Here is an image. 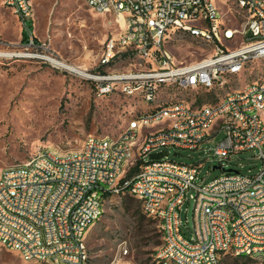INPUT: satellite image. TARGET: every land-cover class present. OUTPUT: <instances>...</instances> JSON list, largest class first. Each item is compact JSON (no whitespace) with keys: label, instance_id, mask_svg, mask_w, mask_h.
I'll list each match as a JSON object with an SVG mask.
<instances>
[{"label":"built area","instance_id":"1","mask_svg":"<svg viewBox=\"0 0 264 264\" xmlns=\"http://www.w3.org/2000/svg\"><path fill=\"white\" fill-rule=\"evenodd\" d=\"M1 1L22 22L34 18L35 0ZM85 3L119 28L105 44L101 71H80L46 53L32 37L24 52L13 56L80 77L99 98H140L141 108L148 107L128 120L117 139L89 135L77 150H46L2 170L0 248L17 253L24 264H91L89 230L103 217L106 199L128 193L160 224L162 244L154 264H226L227 255L264 264V77L225 91L249 64L264 62V0ZM176 32L212 52L176 63L165 46ZM128 60L135 64L124 69ZM175 89L226 95L197 106L162 98ZM219 136L215 147L203 148ZM170 149L204 151L221 163L251 151L262 165L254 174L222 167L223 176L201 183L203 164L173 161ZM139 162L140 172L121 187ZM191 204L190 229L183 214Z\"/></svg>","mask_w":264,"mask_h":264},{"label":"rangeland","instance_id":"2","mask_svg":"<svg viewBox=\"0 0 264 264\" xmlns=\"http://www.w3.org/2000/svg\"><path fill=\"white\" fill-rule=\"evenodd\" d=\"M224 14L231 18L228 8ZM118 30L113 18L93 13L85 0H35L29 37L43 44L46 53L68 64L101 71L99 62L105 44L117 35ZM24 31V22L0 0V54L12 55L0 56V173L15 164L30 161L46 150H77L89 135L117 139L128 120L148 107L143 103L144 109L141 108L140 98L118 94L99 98L91 84L80 77L55 69L41 60L16 58L14 53L24 52ZM165 46L178 64L201 59L212 52L209 45L179 32L174 33ZM133 64L128 60L123 67L130 69ZM263 77L264 62L251 63L239 79L228 83L225 91H230L229 86L232 90L241 89ZM174 93L162 94V98L197 106L199 99L214 103L226 95L176 89ZM221 139L219 136L203 148H213ZM253 156L251 151L244 152L221 163L204 151H168V157L173 161L187 165L202 163L201 183L211 182L228 170L258 172L262 164ZM220 166L225 171L213 170ZM186 214L191 229L192 204L183 214L184 218ZM158 228V222L144 213L137 198L126 199V194L109 197L105 201L103 217L87 235L91 264H154V256L161 246L158 243L162 240ZM234 258L230 255L226 264H234ZM0 264L24 263L17 253L0 248ZM236 264L260 263L240 259Z\"/></svg>","mask_w":264,"mask_h":264},{"label":"trees","instance_id":"3","mask_svg":"<svg viewBox=\"0 0 264 264\" xmlns=\"http://www.w3.org/2000/svg\"><path fill=\"white\" fill-rule=\"evenodd\" d=\"M24 25L26 26V31L23 32V42L26 43L28 42V39H29V34H31V31H32V20H29V21H26L24 23ZM197 103L199 105L203 104L204 101L202 99H199L197 101ZM141 162L137 163L134 167H132L128 173L126 174V177L124 180H122L121 182V187H124L125 186V183L127 181H130L133 177H135L139 172H140V169H141ZM131 195H129L128 193H126V199L129 198ZM156 221V220H155ZM158 222V221H157ZM159 224V222H158ZM159 227H160V224H159ZM158 231H159V237L162 238V232H161V228H158ZM162 244V240L159 241L158 245H161ZM230 255H227V258L225 260V262L227 263V259ZM234 264H236V262H238L240 259H246L244 257H238V256H234ZM250 260V259H249Z\"/></svg>","mask_w":264,"mask_h":264},{"label":"bare ground","instance_id":"4","mask_svg":"<svg viewBox=\"0 0 264 264\" xmlns=\"http://www.w3.org/2000/svg\"><path fill=\"white\" fill-rule=\"evenodd\" d=\"M74 66V68H76V69H80V71H85V70H87V69H85V68H82V67H80V66H77V65H73Z\"/></svg>","mask_w":264,"mask_h":264},{"label":"water","instance_id":"5","mask_svg":"<svg viewBox=\"0 0 264 264\" xmlns=\"http://www.w3.org/2000/svg\"><path fill=\"white\" fill-rule=\"evenodd\" d=\"M216 169H222V167H214L213 170H216ZM223 170V169H222ZM228 172H235L233 170H228Z\"/></svg>","mask_w":264,"mask_h":264}]
</instances>
